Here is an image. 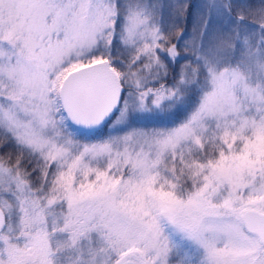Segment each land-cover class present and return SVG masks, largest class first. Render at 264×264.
<instances>
[{"label": "snow or ice", "instance_id": "1", "mask_svg": "<svg viewBox=\"0 0 264 264\" xmlns=\"http://www.w3.org/2000/svg\"><path fill=\"white\" fill-rule=\"evenodd\" d=\"M0 264H264V0H0Z\"/></svg>", "mask_w": 264, "mask_h": 264}]
</instances>
